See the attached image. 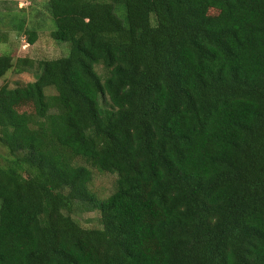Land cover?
Listing matches in <instances>:
<instances>
[{
	"label": "trees",
	"instance_id": "16d2710c",
	"mask_svg": "<svg viewBox=\"0 0 264 264\" xmlns=\"http://www.w3.org/2000/svg\"><path fill=\"white\" fill-rule=\"evenodd\" d=\"M49 9L69 53L0 87V264H264V0ZM92 168L117 174L108 196Z\"/></svg>",
	"mask_w": 264,
	"mask_h": 264
},
{
	"label": "rangeland",
	"instance_id": "374dc122",
	"mask_svg": "<svg viewBox=\"0 0 264 264\" xmlns=\"http://www.w3.org/2000/svg\"><path fill=\"white\" fill-rule=\"evenodd\" d=\"M118 14L120 15L119 12ZM54 26L49 0H0V54L9 53L14 61V68L0 78V87L4 84L15 87L33 81L37 75L38 61L69 53L70 43L60 42L52 37ZM31 30L37 32V41L33 44L29 42L27 34ZM19 59H29L33 63L18 66ZM18 67L23 70L18 72ZM97 69L102 75L106 73L101 65ZM21 110L33 112L34 108L26 105ZM10 159L8 149L0 143V164L5 165ZM92 170L91 190L100 198L108 196L115 187L117 174L97 168ZM72 215L83 227H101V214L94 205L77 204Z\"/></svg>",
	"mask_w": 264,
	"mask_h": 264
}]
</instances>
